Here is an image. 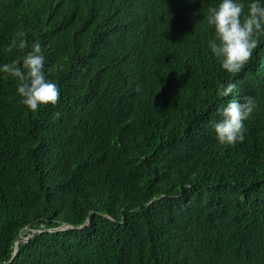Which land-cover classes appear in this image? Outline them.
I'll list each match as a JSON object with an SVG mask.
<instances>
[{"label":"trees","instance_id":"trees-1","mask_svg":"<svg viewBox=\"0 0 264 264\" xmlns=\"http://www.w3.org/2000/svg\"><path fill=\"white\" fill-rule=\"evenodd\" d=\"M219 2L0 0V67L23 28L60 89L33 112L0 72V264H264V34L226 72ZM244 96L245 138L220 144L218 110Z\"/></svg>","mask_w":264,"mask_h":264},{"label":"clouds","instance_id":"clouds-1","mask_svg":"<svg viewBox=\"0 0 264 264\" xmlns=\"http://www.w3.org/2000/svg\"><path fill=\"white\" fill-rule=\"evenodd\" d=\"M206 19L215 30V39L208 44L213 56L226 72H240L251 60L258 46V37L264 34V5L260 0H251L247 6L242 0H220L215 7L207 9ZM27 36L28 32L23 28L14 32L5 51L11 53L18 49L23 55L3 64L0 72L18 81L17 94L21 103L35 112L42 105H56L60 89L46 78L41 43L37 40L29 44ZM47 71L51 73L53 69ZM217 83L220 97L228 96L236 87L234 83L226 86ZM256 106L253 97L244 96L240 100H230L219 109L222 118L213 124L218 142L224 145L242 142L246 131L244 121L250 118Z\"/></svg>","mask_w":264,"mask_h":264},{"label":"water","instance_id":"water-1","mask_svg":"<svg viewBox=\"0 0 264 264\" xmlns=\"http://www.w3.org/2000/svg\"><path fill=\"white\" fill-rule=\"evenodd\" d=\"M68 227H73V226H70L68 224H62L60 225L59 227H57L56 229H47L49 231H54V230H62V229H65V228H68ZM80 227H84V224L81 225ZM40 232V231H39ZM35 233H37L36 231L35 232H31L30 235L26 236L24 239L22 238V235L20 234L18 239L16 240L15 242V253L18 251V246H19V243L22 241V240H28L31 236H33Z\"/></svg>","mask_w":264,"mask_h":264},{"label":"rangeland","instance_id":"rangeland-1","mask_svg":"<svg viewBox=\"0 0 264 264\" xmlns=\"http://www.w3.org/2000/svg\"><path fill=\"white\" fill-rule=\"evenodd\" d=\"M28 232H29V230H27V234H28ZM23 235V234H22ZM24 236V235H23ZM23 236H22V238H23Z\"/></svg>","mask_w":264,"mask_h":264}]
</instances>
